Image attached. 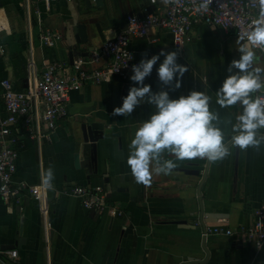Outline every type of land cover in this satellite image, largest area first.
I'll return each mask as SVG.
<instances>
[{
	"label": "crops",
	"instance_id": "0c3cea01",
	"mask_svg": "<svg viewBox=\"0 0 264 264\" xmlns=\"http://www.w3.org/2000/svg\"><path fill=\"white\" fill-rule=\"evenodd\" d=\"M90 1L92 9L89 10L84 0L55 3L0 0V18L8 26V33L0 37L6 50L0 56V81L9 79L17 91L25 90L30 61H34L40 71L54 62L72 71L75 61L88 60L92 53L115 38L125 28L129 15L161 14L166 9L164 0L154 5L150 0H103L101 8L96 7L94 0ZM6 5L17 6L13 10L16 13L14 30L4 10ZM36 7L40 9L43 26L62 35V40L53 47L39 40ZM71 20L74 25H86L90 45L81 46L73 64L69 58L74 42ZM151 38L157 41L152 42ZM241 46L255 52L254 67L264 68V54L260 50L244 45L233 32L206 25L194 27L192 41L181 51L165 31L152 34L149 39H136L130 48L138 63L162 50L177 52V63L188 71L181 78L179 89L164 90L172 99L187 96L191 91L209 95L210 110L219 114V127L226 141H230L231 125L227 121L235 123L242 109L239 104L221 108L216 104L215 92L228 76L229 64L239 59ZM81 53L88 56L83 57ZM163 59L161 57L144 81L151 85L153 92L163 87L156 72ZM103 64L104 61L85 68L93 70ZM126 84L135 86L130 79L124 82L118 78L101 85H86L72 94L69 115L59 122L49 140L41 143L22 140L24 148L19 150L14 182L32 186L44 184V173L51 168L54 179L47 192L49 212L47 216L41 215L30 196L24 197L20 204L0 199V251H5L2 247L15 245L17 264H264V247L257 249L244 239L229 236H203V227L236 230L254 223L256 211L264 201V146L259 151L235 147L225 159L211 162L202 187L201 205L197 189L206 158L177 160L165 152L163 159L177 164L173 173H153L148 184H139L127 165L129 145L139 124L155 109L142 103L130 116H112L113 109L122 106ZM262 91L264 87L254 95ZM84 124L103 129L105 134L98 142L97 174L90 162V144L84 143ZM75 155L80 157V170L75 168ZM199 168L202 169L200 178L178 172ZM71 186L103 189L110 206L122 215L113 216L110 209L104 212L84 209L79 199L63 193ZM122 188L127 190L119 192ZM21 238L25 242L19 247Z\"/></svg>",
	"mask_w": 264,
	"mask_h": 264
},
{
	"label": "built area",
	"instance_id": "2783aa9c",
	"mask_svg": "<svg viewBox=\"0 0 264 264\" xmlns=\"http://www.w3.org/2000/svg\"><path fill=\"white\" fill-rule=\"evenodd\" d=\"M55 3L58 0H45ZM158 0H150L156 4ZM165 1V0H164ZM206 8H201L203 3ZM166 9L161 14L129 15L125 28L108 40L104 46L92 53L88 60L74 62L73 70L62 63L47 64L40 71L34 61L27 64L28 86L17 91L9 79L0 81L2 111H0V199L5 203L20 204L24 197L30 196L41 215L49 212L48 186L15 183L19 150L24 148L22 140H36L38 143L49 140L58 128L59 122L69 115L71 96L86 85H101L113 79L124 82L132 75V66L138 64L130 45L136 39H149L152 34L165 31L173 37L177 50H183L192 41V31L196 25L219 28L233 32L242 43L253 49L245 34L251 30L253 21L259 19V7L255 0H167ZM2 9H0V12ZM40 30L39 40L53 47L62 40V35L43 26L41 12L35 8ZM8 33L7 23L0 18V37ZM152 42L157 39L151 38ZM6 52L0 40V56ZM101 67L87 70L88 65ZM258 95L264 96V92ZM63 193L80 200L88 211L104 212L110 209L113 216L122 213L112 208L103 189L90 186L66 187ZM223 235L245 240L257 249L264 247V201L256 211L252 225L240 229L222 227L206 228L203 236ZM18 251H0V264H17Z\"/></svg>",
	"mask_w": 264,
	"mask_h": 264
},
{
	"label": "clouds",
	"instance_id": "9594fccd",
	"mask_svg": "<svg viewBox=\"0 0 264 264\" xmlns=\"http://www.w3.org/2000/svg\"><path fill=\"white\" fill-rule=\"evenodd\" d=\"M167 2V0H165ZM259 7V19L253 21L245 37L252 46L264 51V0H255ZM203 3L201 8H206ZM239 59L233 60L227 69L228 76L215 92L216 104L221 108L239 104L242 111L231 125V139L226 141L219 124L220 116L210 110L211 97L204 92L191 91L187 96L170 98L169 92L181 87V78L188 68L177 63L178 53L160 51L158 55L144 58L132 66L128 94L122 106L116 107L112 116L131 115L142 103L153 106L155 111L142 121L129 145L127 165L134 180L148 184L153 173L170 175L177 168L173 160L163 159L165 152L177 160L206 158L210 162L225 159L231 149L264 146V96L254 95L264 87V68L254 67L255 52L245 46L238 50ZM158 80L163 86L153 92L151 85L144 83L157 65ZM54 173L51 168L44 173V184L51 187Z\"/></svg>",
	"mask_w": 264,
	"mask_h": 264
},
{
	"label": "water",
	"instance_id": "95a60500",
	"mask_svg": "<svg viewBox=\"0 0 264 264\" xmlns=\"http://www.w3.org/2000/svg\"><path fill=\"white\" fill-rule=\"evenodd\" d=\"M85 4L87 6V8L90 10L92 9V4L90 0H84ZM94 3L96 5V7L101 8L103 7L104 3L103 0H94ZM70 24L73 28V36H74V42L73 44L70 46V63L73 64L74 61V56L76 54H78L80 48L82 45H89V36H88V32H87V27L85 24L82 23H78L77 25H74V21L71 20ZM91 51L93 50L92 48L90 49ZM81 55L83 57H87L88 53H81ZM25 83H27V80H25ZM28 85L26 84V87ZM130 87H132L129 84L124 85L123 87V95H122V100L123 98H125L128 94V91L130 89ZM264 130H261V132H263ZM82 132H83V139H84V143L85 144H90V162L91 165L93 167V171L94 173H98L99 169H98V142L100 140H103L105 137L104 131L103 129L100 128H95L93 125H88V124H84L82 126ZM262 134V133H261ZM238 157H239V149L236 150V162L238 163ZM74 164H75V168L80 170L81 169V163H80V157L79 155H75L74 157ZM210 165L211 162L207 160V164L204 167V171H203V176L202 179L198 185V189H197V194H198V198L200 201V205H201V201H202V187L206 182L207 176L209 174V169H210ZM198 167L201 166L200 164L197 165ZM178 172L183 173L186 176L189 177H196V178H200L201 174H202V169H180L178 170ZM107 182H109L107 180ZM163 183H160V185H162ZM157 185H159V183L157 182ZM161 187H164V185H162ZM124 190L126 191L127 189H119V192H124ZM109 197H111V195H109ZM202 208V207H201ZM205 227H203V231H205ZM25 242V239L21 238L19 240L18 246L20 247L23 243ZM205 243L204 242V247H205ZM16 246L15 245H10L7 247H2L3 250L5 251H9V250H15ZM205 251L208 254L209 251L206 249L205 247ZM184 264H190V263H184Z\"/></svg>",
	"mask_w": 264,
	"mask_h": 264
},
{
	"label": "rangeland",
	"instance_id": "374dc122",
	"mask_svg": "<svg viewBox=\"0 0 264 264\" xmlns=\"http://www.w3.org/2000/svg\"><path fill=\"white\" fill-rule=\"evenodd\" d=\"M15 7H17V6H8V5H6L4 7L5 13H6V15L8 17V20H9V23H10L11 30L12 29L13 30L15 29V17H16V13L13 11ZM23 11L25 12L26 10L24 9ZM9 43H10V46H11L12 45V42H11L10 39H9Z\"/></svg>",
	"mask_w": 264,
	"mask_h": 264
},
{
	"label": "trees",
	"instance_id": "16d2710c",
	"mask_svg": "<svg viewBox=\"0 0 264 264\" xmlns=\"http://www.w3.org/2000/svg\"><path fill=\"white\" fill-rule=\"evenodd\" d=\"M1 8V7H0Z\"/></svg>",
	"mask_w": 264,
	"mask_h": 264
}]
</instances>
